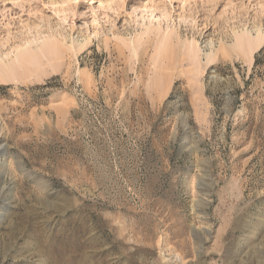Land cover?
<instances>
[{"label": "rangeland", "instance_id": "1", "mask_svg": "<svg viewBox=\"0 0 264 264\" xmlns=\"http://www.w3.org/2000/svg\"><path fill=\"white\" fill-rule=\"evenodd\" d=\"M0 68V264H264V0H0Z\"/></svg>", "mask_w": 264, "mask_h": 264}, {"label": "bare ground", "instance_id": "2", "mask_svg": "<svg viewBox=\"0 0 264 264\" xmlns=\"http://www.w3.org/2000/svg\"><path fill=\"white\" fill-rule=\"evenodd\" d=\"M254 39V38H253ZM261 39L260 38H258V36L253 40V44H260L261 43V41H260ZM252 41V40H251ZM258 45H256V46H258ZM27 52V51H26ZM2 71H3V69H1L0 68V78L2 79V80H7V79H9L10 78V76H5L6 74H1L2 73Z\"/></svg>", "mask_w": 264, "mask_h": 264}]
</instances>
